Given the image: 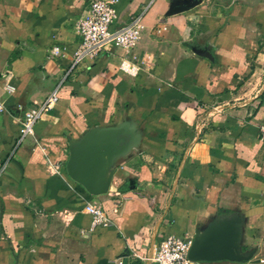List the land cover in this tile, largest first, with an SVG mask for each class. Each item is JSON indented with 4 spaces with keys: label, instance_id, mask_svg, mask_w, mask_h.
Listing matches in <instances>:
<instances>
[{
    "label": "crops",
    "instance_id": "crops-1",
    "mask_svg": "<svg viewBox=\"0 0 264 264\" xmlns=\"http://www.w3.org/2000/svg\"><path fill=\"white\" fill-rule=\"evenodd\" d=\"M90 1L0 0V264H115L234 219L239 263L264 264V0H119L120 23L145 11L139 44L70 72ZM55 88L14 150L25 110ZM97 127L126 147L94 196L66 164ZM88 205L107 226L90 230Z\"/></svg>",
    "mask_w": 264,
    "mask_h": 264
},
{
    "label": "built area",
    "instance_id": "built-area-1",
    "mask_svg": "<svg viewBox=\"0 0 264 264\" xmlns=\"http://www.w3.org/2000/svg\"><path fill=\"white\" fill-rule=\"evenodd\" d=\"M119 0H91L84 14L79 18L76 32L80 37L79 49L69 66V71L74 70L85 57L94 58L110 46H120L126 50L135 48L143 34V16L145 11L133 14L124 23L117 21V4ZM117 25L113 28L114 25ZM166 30L167 27H162ZM161 28L156 32L160 33ZM55 53L59 48H54ZM133 69V68H132ZM59 90L55 88L47 98L31 108L25 110L20 121V133L15 142L17 150L31 136L35 134L36 123L57 103ZM260 140L264 144V122L260 126ZM87 212L92 216L90 230L98 226H107L108 218L105 212L96 205H88ZM85 235V233L82 232ZM193 238L177 236L174 234L162 237L159 244L151 254L131 250L124 256L115 260V264L140 261L149 264H211L212 262L193 261L189 258ZM225 264H240L239 262H226Z\"/></svg>",
    "mask_w": 264,
    "mask_h": 264
},
{
    "label": "water",
    "instance_id": "water-1",
    "mask_svg": "<svg viewBox=\"0 0 264 264\" xmlns=\"http://www.w3.org/2000/svg\"><path fill=\"white\" fill-rule=\"evenodd\" d=\"M198 54L208 56L204 50L194 48ZM118 127L96 128L88 131L82 140L73 145L66 164L71 179L89 194L97 196L108 191L110 180L105 176L110 159L121 154L126 145L120 142ZM240 220L211 225L204 235L193 239L189 258L204 262H241L245 258L238 248Z\"/></svg>",
    "mask_w": 264,
    "mask_h": 264
},
{
    "label": "trees",
    "instance_id": "trees-1",
    "mask_svg": "<svg viewBox=\"0 0 264 264\" xmlns=\"http://www.w3.org/2000/svg\"><path fill=\"white\" fill-rule=\"evenodd\" d=\"M221 262H227V261H221Z\"/></svg>",
    "mask_w": 264,
    "mask_h": 264
}]
</instances>
